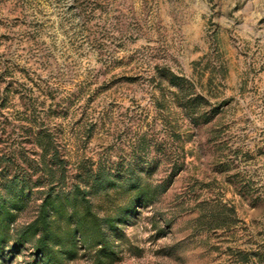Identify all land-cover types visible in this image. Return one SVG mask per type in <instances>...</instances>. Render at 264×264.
<instances>
[{
	"label": "rangeland",
	"instance_id": "1",
	"mask_svg": "<svg viewBox=\"0 0 264 264\" xmlns=\"http://www.w3.org/2000/svg\"><path fill=\"white\" fill-rule=\"evenodd\" d=\"M181 78L208 102L197 125ZM48 139L65 161L53 192L109 176L100 216L147 194L106 229L111 264H264V0H0V196L14 172L31 187L14 231L49 186ZM10 235L0 264H31Z\"/></svg>",
	"mask_w": 264,
	"mask_h": 264
},
{
	"label": "trees",
	"instance_id": "2",
	"mask_svg": "<svg viewBox=\"0 0 264 264\" xmlns=\"http://www.w3.org/2000/svg\"><path fill=\"white\" fill-rule=\"evenodd\" d=\"M177 83L175 92L180 94L177 99L181 100L183 111L194 124L203 122L207 116V100L196 95L194 85L186 79L181 78ZM42 150L44 154L39 163L46 173L49 186L40 200L35 217L19 230H13L14 211L19 210L17 205L21 203V197L31 188L21 173L14 172L6 182L4 189L8 200L0 196V253L12 239L10 232H13L15 237L11 249L19 252L29 247L31 264H66L75 260L81 250L89 254L91 264H111L118 253L117 240L114 236L110 237L106 229L114 233L118 225L136 211L147 194L130 186L129 192L134 194L128 207L116 210L115 216H100L95 210L93 198L98 193L107 197L117 189L109 176H96L87 171L75 176V184L69 193L53 192L65 181V161L60 158L51 139L45 142ZM6 171L5 167H0V176ZM8 202L14 203L11 208H8ZM216 217L219 216L211 215V218Z\"/></svg>",
	"mask_w": 264,
	"mask_h": 264
}]
</instances>
